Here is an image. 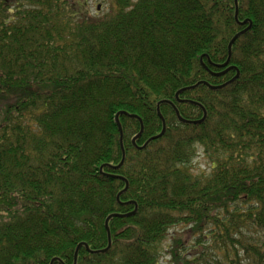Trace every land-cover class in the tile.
Instances as JSON below:
<instances>
[{"label": "trees", "instance_id": "trees-1", "mask_svg": "<svg viewBox=\"0 0 264 264\" xmlns=\"http://www.w3.org/2000/svg\"><path fill=\"white\" fill-rule=\"evenodd\" d=\"M89 2L0 0V264H264V0Z\"/></svg>", "mask_w": 264, "mask_h": 264}, {"label": "water", "instance_id": "water-1", "mask_svg": "<svg viewBox=\"0 0 264 264\" xmlns=\"http://www.w3.org/2000/svg\"><path fill=\"white\" fill-rule=\"evenodd\" d=\"M235 6H236V16H235V18H236V20H238V14H239V10H238V0H235ZM247 23H248V21H245V22H242V23H239V24H240L241 26H244V25H246ZM251 27H252V24L250 23V26H249L247 29H245V30L241 31L240 33L236 34V35L233 37V39L231 40V42H230V44H229V46H228V59H227V61H226L224 64H222V65H219V66L216 65L217 68H219V69H225V70L222 71V72H219V73H214V72H211V71H210V73H211L213 76H215V77H220V76H222V75L228 73L229 71L235 70L236 73H237L236 76H235L231 81H229L228 83H226V84H222V85H218V86H213V85L209 84V83L206 82V81H201V82H198L197 84H195V85H193V86H189V87H187V88H184V89L180 90L179 92H177V94H176V96H175V99H176V101H177L178 103H186V102H187V103H190V104H197L196 102L191 101V100H181V99H180V95H181L183 92H185V91H189V90L195 89V88L199 87L200 85H205V86H207L208 88H210L211 90H213V91H217V90H220V89H223V88L227 87V86H228L229 84H231V83H234V82L240 77V71H239V69H238L237 67H235V66H229V65H230V61H231V56H232V46H233V44L236 42V40H237L241 35H243L246 31H248ZM204 57H205V55H203V56L201 57V62H202V64H203V58H204ZM209 63L211 64V61H209ZM203 67H204L206 70H208V68H207V66H206L205 64H203ZM162 104H168V105L172 106L173 109H174V111H175V113H176V117H177V119H178L180 122H182V123L191 124V125H199V124H202V123L206 120V118H207V112L205 111L204 108H202V107L200 106V107L202 108V110H203V114H204V115H203V118H202L201 120H185V119H183V117L181 116L179 110L177 109V107L175 106V104H174L172 101H167V100H166V101H161V102L158 104L157 112H158V116L160 117V119H161L162 122H163V130H162V132H161L159 135L154 136V137H152L150 140H148V141L145 143V145H144L143 147H139V149H144V148H146V147L148 146V144H149L151 141H155V140H157V139H160V138H162V137L165 135L166 130H167V125H166V121H165V119H164V117H163V115L161 114V111H160V105H162ZM121 115H126V116H128V117H130V118H132V119H137V120H139V121L141 122V131H140V133H139V134L133 139V142H135V141H136V140L142 135V133H143V131H144L143 121H142V119H141L139 116H137V115H131V114H128V113H125V112H119V113L116 115V117H115V121H116V124H117L118 129H119V132H120V140H121V146H122V152H123V160H122V162L120 163V165H119L118 167H116V168H120V167L123 165L124 160H125V151H124V148H123V136H124V135H123L122 124H121V122H120V116H121ZM117 178H119V179H123L122 177H119V176H117ZM125 182L127 183L126 180H125ZM128 187H129V185H128V183H127L126 188H125L122 192H120V194H119V196H118V199H119V197H120L124 192L127 191ZM136 211H137V210H135V211L132 212L131 214H127V215H124V214H113V215L109 216V217L107 218V220H106V224H105V227H106V230H107V233H108L109 246H108L105 250H101V251H91L90 248H89V246H88L86 243H82V244L78 245L77 248H76L75 254H74V264H77L78 256H79V251H80V249H81L83 246L86 248L87 251H89V252H91V253H94V254H98V253H106V252L111 248V245H112V237H111L110 228H109V221H110V219H112V218H117V217H129V216H131V215H134V214L136 213ZM56 260H58V259H54V260L52 261L51 264H53L54 261H56Z\"/></svg>", "mask_w": 264, "mask_h": 264}, {"label": "rangeland", "instance_id": "rangeland-1", "mask_svg": "<svg viewBox=\"0 0 264 264\" xmlns=\"http://www.w3.org/2000/svg\"><path fill=\"white\" fill-rule=\"evenodd\" d=\"M90 6L92 7L91 8V11L92 13L94 14L95 13V8L96 7H99V9L102 11V12H105L107 7L108 6H104V7H101V0H90L89 2ZM203 65V64H202ZM204 68V67H203ZM208 68V67H207ZM205 69V68H204ZM206 70V69H205ZM209 73H210V69L208 68L207 70ZM213 72V71H211ZM214 73H219V72H214ZM211 74V73H210ZM212 75V74H211ZM213 76V75H212ZM223 76V75H222ZM221 77V76H220ZM201 82V81H200ZM228 83V82H227ZM226 84V83H224ZM182 100V99H181ZM177 102V101H176ZM174 103V102H173ZM187 103V102H186ZM175 104V103H174ZM176 106V105H175ZM177 107V106H176ZM178 109V108H177ZM136 137V136H135ZM134 137V138H135ZM133 138V139H134ZM199 153H200V156L195 160V173H201V172H206V174H210V168H209V165L207 163V161L205 160V158L202 156L203 155V151L202 149L199 150ZM183 228L182 227H178L176 229H172L170 231V235L168 236V238L164 241V243L162 244L161 246V255L163 256L162 257V261H161V264H169V262L171 261V257L170 255L168 254L169 252V248L170 246L172 245V236L175 232H180L182 231Z\"/></svg>", "mask_w": 264, "mask_h": 264}]
</instances>
